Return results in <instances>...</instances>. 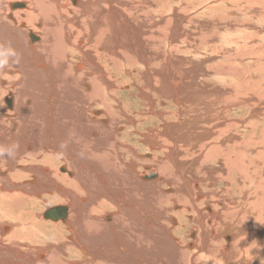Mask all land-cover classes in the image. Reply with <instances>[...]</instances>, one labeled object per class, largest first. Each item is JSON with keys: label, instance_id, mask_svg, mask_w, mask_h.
<instances>
[{"label": "bare ground", "instance_id": "6f19581e", "mask_svg": "<svg viewBox=\"0 0 264 264\" xmlns=\"http://www.w3.org/2000/svg\"><path fill=\"white\" fill-rule=\"evenodd\" d=\"M0 44V264H264V0H0Z\"/></svg>", "mask_w": 264, "mask_h": 264}, {"label": "rangeland", "instance_id": "374dc122", "mask_svg": "<svg viewBox=\"0 0 264 264\" xmlns=\"http://www.w3.org/2000/svg\"><path fill=\"white\" fill-rule=\"evenodd\" d=\"M232 27H235V28H238V29H240V30H244L245 28L244 27H239V26H236V25H232ZM226 28V27H225ZM226 33H228L226 30L225 31H223V34H226ZM216 36L217 35H208L207 36V41H206V43H212L213 42V40L216 38ZM213 44V43H212ZM212 44H211V46H212ZM258 44L257 43H248V44H246V46L245 45H243L241 48L244 50V49H252V48H254L255 46H257ZM228 45H226L225 43H218V47L219 48H221V49H224V48H226ZM245 46V47H244ZM239 48L240 47H238L237 49H235V50H239ZM190 57H193L192 55L190 56ZM182 66L181 65H179V68H181ZM97 109H100V108H97ZM101 111H102V109H100ZM63 164H65V163H59L57 166H58V171L60 172V173H62V171H61V168L63 167V166H65V165H63ZM142 172H141V180H143V181H149V180H152V179H143V177L144 176H147V175H150L151 173H153V174H157L156 172L157 171H155L154 169L153 170H151V171H144V169L143 170H141ZM210 175H207V177L206 178H208ZM201 178V177H200ZM202 180H204V181H202V184L204 183V185H206L207 183V181H208V179H205V177H203L202 178ZM206 181V182H205ZM202 191V190H201ZM202 192H205L204 190L202 191ZM209 197V196H208ZM200 200H197V201H199V202H197V204H199V206L201 207V209L203 208V205H204V203H202V198H199ZM54 206H66L67 208H69L68 207V205H64V204H60V203H54V204H52V205H46V206H44L40 211H41V215H42V213L46 210V209H48V208H51V207H54ZM204 210V211H203ZM39 211V212H40ZM206 210H205V208H203L202 209V212L204 213ZM108 213V214H107ZM202 213V215H204ZM111 215L112 214V212L111 211H109V212H106L105 213V215ZM44 219V218H43ZM45 220V219H44ZM110 220V219H109ZM190 220V219H189ZM46 221H48V222H50V223H52V224H55V223H60L61 221H56V222H53V221H50V220H46ZM67 221V220H66ZM176 221H177V224L175 225V227L176 226H178V224H179V220L176 218ZM68 222V221H67ZM62 224H64L63 222H61ZM9 224V223H8ZM10 225V224H9ZM66 226V225H65ZM7 232V231H6ZM195 232V235H194V237H196V233L198 232H196V231H194ZM189 235H190V232H188V235H187V237L189 238H187V240L190 242L192 239L189 237ZM193 237V238H194ZM188 242V243H189ZM192 243V242H191ZM1 247L2 246H4L5 247V250H9V249H12L13 248V246L14 245H8V244H6V245H0ZM8 246V247H7ZM9 246H10V248H9ZM3 247V248H4ZM36 248H39V246L38 247H36ZM35 248V249H36ZM33 251V252H32ZM28 254V256H30V255H34V257H35V251H34V249H31V250H29V252L27 253ZM37 259L38 260H41V261H43L44 260V258H40V257H37ZM78 258H75V260H77ZM6 260H7V258H6ZM2 261V260H1ZM3 262V261H2ZM4 263V262H3Z\"/></svg>", "mask_w": 264, "mask_h": 264}, {"label": "clouds", "instance_id": "9594fccd", "mask_svg": "<svg viewBox=\"0 0 264 264\" xmlns=\"http://www.w3.org/2000/svg\"><path fill=\"white\" fill-rule=\"evenodd\" d=\"M17 63H19V55L11 45L0 44V72H4L5 69ZM18 147L19 145L17 143H12L8 146H0V157L15 159Z\"/></svg>", "mask_w": 264, "mask_h": 264}, {"label": "water", "instance_id": "95a60500", "mask_svg": "<svg viewBox=\"0 0 264 264\" xmlns=\"http://www.w3.org/2000/svg\"><path fill=\"white\" fill-rule=\"evenodd\" d=\"M44 213L48 218L50 219L55 218L56 220L58 218L63 219V216H64V211L62 209H49V210H46Z\"/></svg>", "mask_w": 264, "mask_h": 264}]
</instances>
